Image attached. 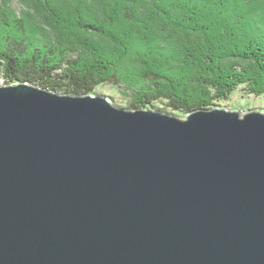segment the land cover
I'll return each mask as SVG.
<instances>
[{"label":"water","instance_id":"obj_1","mask_svg":"<svg viewBox=\"0 0 264 264\" xmlns=\"http://www.w3.org/2000/svg\"><path fill=\"white\" fill-rule=\"evenodd\" d=\"M0 264H264V113L0 84Z\"/></svg>","mask_w":264,"mask_h":264},{"label":"trees","instance_id":"obj_2","mask_svg":"<svg viewBox=\"0 0 264 264\" xmlns=\"http://www.w3.org/2000/svg\"><path fill=\"white\" fill-rule=\"evenodd\" d=\"M18 1L25 6L19 15L0 0L4 83L107 95L118 106L178 117L222 106L238 88L246 95L264 94V0ZM194 42L209 48L201 64L189 51ZM201 65L214 77L203 81L216 93L201 92L191 102L190 87L182 82L203 78L196 71ZM108 83L135 99L118 103L97 92Z\"/></svg>","mask_w":264,"mask_h":264},{"label":"rangeland","instance_id":"obj_3","mask_svg":"<svg viewBox=\"0 0 264 264\" xmlns=\"http://www.w3.org/2000/svg\"><path fill=\"white\" fill-rule=\"evenodd\" d=\"M10 1L11 0H6V6H12L11 10L12 11H16V13L18 15L20 13V10H24L25 9L24 3H22L21 1L13 0L14 2H12V4H11ZM28 10H29L30 13L35 11L33 6H30V5H28ZM202 44L203 43L194 42V43H192L191 48L189 50L196 57V59H198L200 64H201V61L199 59H201L202 54L204 52H206V51H209V48L207 46L202 45ZM132 60L134 61V59H132ZM208 63H209V61L205 62L204 66L208 65ZM200 70H203V65H201V68L199 67L198 70L196 69L197 73L203 75V78H200L197 81L192 82L191 84L187 83L186 80L184 82H182V80H180V82H182L183 85H185V86L187 85V87H190L189 88V92L187 94L188 101L192 102V101H195L196 99L200 100L199 98H201V95H200L201 92H206L207 91L208 93H216L215 92L216 89L214 87H212L211 85L208 86L207 82L203 81V79H205V78L208 79V80H212L214 77L213 78L210 77V74L208 73V70L205 69V70H203L201 72H200ZM178 83H179V81H178ZM0 84H5L4 80L1 77H0ZM175 84H176V82H175ZM178 86H180V85L178 84ZM171 87L173 88L174 92H178L179 91V89H177L176 86H172L171 85ZM98 91H101L102 93H106V94L112 95L115 98V101H117L118 103H124L125 99H126L125 97H127V96H131V97H133L135 99L134 94L132 92H125V91L122 90V92L119 93L117 91V88L111 83L102 85L97 90V92ZM220 105H222V106H216V107L225 108V109H228V110H238V111H241V112H246L248 110H253V111H259V112H263L264 113V94H262L260 96H257V95L256 96L255 95H246V94L242 93L241 88H238L232 93V95L230 96L229 99L221 102ZM167 112H169V111H167ZM180 114L185 116V114H182V113H180ZM184 116L181 117V118H184Z\"/></svg>","mask_w":264,"mask_h":264}]
</instances>
